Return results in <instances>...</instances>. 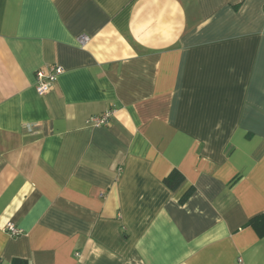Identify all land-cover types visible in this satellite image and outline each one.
I'll return each instance as SVG.
<instances>
[{"label": "crops", "instance_id": "obj_1", "mask_svg": "<svg viewBox=\"0 0 264 264\" xmlns=\"http://www.w3.org/2000/svg\"><path fill=\"white\" fill-rule=\"evenodd\" d=\"M263 7L0 0V264H264Z\"/></svg>", "mask_w": 264, "mask_h": 264}, {"label": "built area", "instance_id": "obj_2", "mask_svg": "<svg viewBox=\"0 0 264 264\" xmlns=\"http://www.w3.org/2000/svg\"><path fill=\"white\" fill-rule=\"evenodd\" d=\"M86 40H87L86 37H80L78 41L80 44H83ZM62 71L63 68L58 64H52L46 67L45 69L36 70L34 75L36 92L38 94H44L48 92L53 82L62 73ZM88 122L93 124L94 126H101L107 124L108 113L92 116L88 119ZM27 129L30 130L31 127L27 126ZM5 230L12 236H16L21 233V229L11 222L6 223Z\"/></svg>", "mask_w": 264, "mask_h": 264}, {"label": "trees", "instance_id": "obj_3", "mask_svg": "<svg viewBox=\"0 0 264 264\" xmlns=\"http://www.w3.org/2000/svg\"><path fill=\"white\" fill-rule=\"evenodd\" d=\"M184 180V176L180 171L173 168L171 169L167 175L163 178L164 185L170 190H175ZM194 191L193 187H189L186 192L179 199L180 203H183ZM247 226H251L256 234L259 237L264 236V214H259L251 219H249L246 223ZM12 264H26L24 261H20L15 259L12 261Z\"/></svg>", "mask_w": 264, "mask_h": 264}]
</instances>
